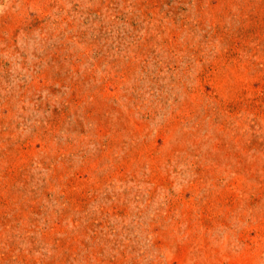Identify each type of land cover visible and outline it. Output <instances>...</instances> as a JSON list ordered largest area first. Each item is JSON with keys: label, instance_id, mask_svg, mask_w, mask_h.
I'll return each mask as SVG.
<instances>
[{"label": "rangeland", "instance_id": "374dc122", "mask_svg": "<svg viewBox=\"0 0 264 264\" xmlns=\"http://www.w3.org/2000/svg\"><path fill=\"white\" fill-rule=\"evenodd\" d=\"M0 264H264V0H0Z\"/></svg>", "mask_w": 264, "mask_h": 264}]
</instances>
